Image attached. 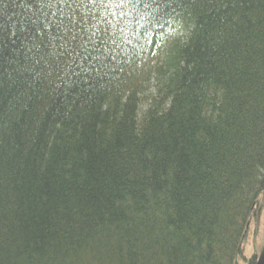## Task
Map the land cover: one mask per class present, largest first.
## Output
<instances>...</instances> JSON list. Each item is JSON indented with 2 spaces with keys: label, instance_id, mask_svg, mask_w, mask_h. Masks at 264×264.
<instances>
[{
  "label": "trees",
  "instance_id": "16d2710c",
  "mask_svg": "<svg viewBox=\"0 0 264 264\" xmlns=\"http://www.w3.org/2000/svg\"><path fill=\"white\" fill-rule=\"evenodd\" d=\"M263 198L264 0H0V264H257Z\"/></svg>",
  "mask_w": 264,
  "mask_h": 264
},
{
  "label": "rangeland",
  "instance_id": "374dc122",
  "mask_svg": "<svg viewBox=\"0 0 264 264\" xmlns=\"http://www.w3.org/2000/svg\"><path fill=\"white\" fill-rule=\"evenodd\" d=\"M154 86V85H152ZM154 89V87H151L150 90L148 91L149 92H152ZM263 202H264V198H263ZM261 215L263 216V220H264V208L262 209L261 211ZM260 215V216H261ZM261 220V221H263ZM260 222V221H259ZM252 238V240H250ZM245 248H246V256L249 257V256H252V254L255 252V250L258 248V249H262V251L264 250V223H262V227L260 228L259 230V236H258V241L255 243V248H254V239L252 236H250L247 240V243H245ZM261 251V250H260ZM261 251V252H262ZM257 253V251H256Z\"/></svg>",
  "mask_w": 264,
  "mask_h": 264
},
{
  "label": "water",
  "instance_id": "95a60500",
  "mask_svg": "<svg viewBox=\"0 0 264 264\" xmlns=\"http://www.w3.org/2000/svg\"><path fill=\"white\" fill-rule=\"evenodd\" d=\"M257 264H264V250L262 251L260 257H259V261Z\"/></svg>",
  "mask_w": 264,
  "mask_h": 264
}]
</instances>
